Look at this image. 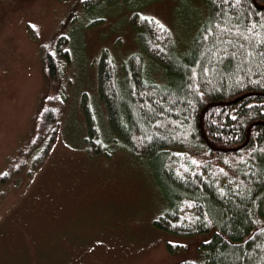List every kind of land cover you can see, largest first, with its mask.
I'll use <instances>...</instances> for the list:
<instances>
[{
	"label": "trees",
	"instance_id": "trees-1",
	"mask_svg": "<svg viewBox=\"0 0 264 264\" xmlns=\"http://www.w3.org/2000/svg\"><path fill=\"white\" fill-rule=\"evenodd\" d=\"M118 1L81 3L89 10ZM199 1L206 18L184 52L156 20L129 17L143 55L163 67L168 83L145 80L140 54L118 72L100 53L96 96L107 130L102 137L83 93L84 150L89 157L124 152L150 164L168 202L153 227L206 238L176 264H264V0ZM55 43L56 56L43 57L48 90L16 157L20 166L29 163L27 175L48 157L65 110L58 60L69 57L68 41L59 36ZM9 169L7 179L21 172ZM165 249L176 255L188 246L166 241Z\"/></svg>",
	"mask_w": 264,
	"mask_h": 264
},
{
	"label": "rangeland",
	"instance_id": "rangeland-1",
	"mask_svg": "<svg viewBox=\"0 0 264 264\" xmlns=\"http://www.w3.org/2000/svg\"><path fill=\"white\" fill-rule=\"evenodd\" d=\"M132 14L166 27L178 52L206 18L199 0H120L89 10L81 0H0V264H176L206 239L153 227L168 202L148 162L84 150L83 93L102 137L107 130L96 96L98 56L106 51L118 72L129 56H144L129 26ZM59 36L69 51L58 60L65 110L48 157L27 175L29 163L20 166L16 157L48 90L43 57L56 56ZM143 62L146 81L169 82L162 66L145 56ZM12 166L21 172L7 179ZM166 241L188 249L169 254Z\"/></svg>",
	"mask_w": 264,
	"mask_h": 264
},
{
	"label": "water",
	"instance_id": "water-1",
	"mask_svg": "<svg viewBox=\"0 0 264 264\" xmlns=\"http://www.w3.org/2000/svg\"><path fill=\"white\" fill-rule=\"evenodd\" d=\"M208 107V106H207ZM204 112V109L201 111V114H200V124H201V116H202V113Z\"/></svg>",
	"mask_w": 264,
	"mask_h": 264
},
{
	"label": "snow or ice",
	"instance_id": "snow-or-ice-1",
	"mask_svg": "<svg viewBox=\"0 0 264 264\" xmlns=\"http://www.w3.org/2000/svg\"><path fill=\"white\" fill-rule=\"evenodd\" d=\"M33 27H36L35 25H33Z\"/></svg>",
	"mask_w": 264,
	"mask_h": 264
}]
</instances>
